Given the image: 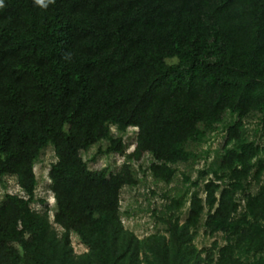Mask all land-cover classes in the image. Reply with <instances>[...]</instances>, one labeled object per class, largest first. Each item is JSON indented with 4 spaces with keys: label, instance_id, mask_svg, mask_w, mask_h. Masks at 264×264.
<instances>
[{
    "label": "trees",
    "instance_id": "obj_1",
    "mask_svg": "<svg viewBox=\"0 0 264 264\" xmlns=\"http://www.w3.org/2000/svg\"><path fill=\"white\" fill-rule=\"evenodd\" d=\"M227 112L221 160L193 182L204 179V196L191 194L185 222L173 198L167 235L124 228L133 164L149 154L151 175L171 183L175 164L198 157L186 144ZM254 112L264 126V0H0V180L23 193L0 201V264H264V145L245 136ZM112 126L137 128L133 150ZM101 140L124 157L118 171L82 158ZM49 145L52 219L31 206ZM204 218L224 243L197 250Z\"/></svg>",
    "mask_w": 264,
    "mask_h": 264
},
{
    "label": "rangeland",
    "instance_id": "obj_2",
    "mask_svg": "<svg viewBox=\"0 0 264 264\" xmlns=\"http://www.w3.org/2000/svg\"><path fill=\"white\" fill-rule=\"evenodd\" d=\"M261 117V113L254 112L245 119V136L250 140L254 139L260 145H264V126ZM235 118V115L227 112L224 121L217 124L215 130L208 132L205 141L201 143L188 142L186 144V148L197 154L198 157L187 162L175 164L174 167L177 172L171 183L159 181L151 175L148 169L153 161L151 155L145 154L139 162L134 163L139 182L133 187L125 186L121 191L120 214L124 228L129 229L140 240L156 234L167 235L164 218L169 216L167 214V205L173 198L179 199L183 203L178 210V215L181 218V222H185L190 208L191 194L197 192L204 196V179L200 180V184L197 187L193 185V182L198 178L201 171L210 172L205 178L212 177L211 171L218 165L223 154L227 126ZM111 133L114 137L122 138L127 152L134 149L137 128L129 127L122 132L112 126ZM108 146V140H101L87 150L81 151V156L87 162L89 168H109L110 172H116L120 169L124 157L116 153L106 152ZM55 161L56 156L53 146L49 145L42 151L34 167L38 184L35 191V199L31 203V206L39 211L47 206L50 210L51 219L56 210V203L50 188L49 169ZM186 178H189V181ZM255 191L256 187L253 186L252 192ZM20 193L23 194L15 177L4 176L0 180V201L4 199L6 194ZM204 221L205 218L193 240V245L197 250H208L214 242L224 243V234L221 232L210 234L206 230ZM71 241L77 254L88 251V247L81 242L76 234L72 233ZM142 257L141 254V259ZM254 258L255 253L252 252L248 256H243L242 259L249 262ZM142 264L148 263L143 262Z\"/></svg>",
    "mask_w": 264,
    "mask_h": 264
}]
</instances>
